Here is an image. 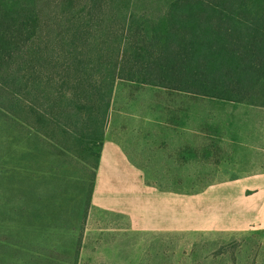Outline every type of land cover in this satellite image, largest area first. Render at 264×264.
Segmentation results:
<instances>
[{"label": "rangeland", "instance_id": "374dc122", "mask_svg": "<svg viewBox=\"0 0 264 264\" xmlns=\"http://www.w3.org/2000/svg\"><path fill=\"white\" fill-rule=\"evenodd\" d=\"M171 1L0 0V264H264V0L206 32ZM115 69L179 89L119 79L101 145L89 76ZM207 81L241 102L184 91ZM122 151L135 170L115 173ZM167 167L166 215H89L97 186Z\"/></svg>", "mask_w": 264, "mask_h": 264}, {"label": "trees", "instance_id": "16d2710c", "mask_svg": "<svg viewBox=\"0 0 264 264\" xmlns=\"http://www.w3.org/2000/svg\"><path fill=\"white\" fill-rule=\"evenodd\" d=\"M238 1L239 0H222L221 1V9L224 10L220 11L217 10L216 7L218 6L217 4H215L213 1L210 0H172L170 2V8L168 9L167 13H168V17L171 18V22L174 24L178 25L182 22H185L184 24L188 25V26H194L197 25L202 26V30H207V26H208V22L212 21V20H217L219 22L223 21V16L225 14L227 20H239L238 15H236L235 13H228L227 10L225 9V7H223V4H229L231 8L237 7L238 6ZM198 6V9L196 8V6ZM237 16V17H236ZM215 17H219L218 19ZM202 19V20H201ZM202 23V24H201ZM209 27V26H208ZM193 30L196 29V27L192 28ZM203 30V31H204ZM206 32V31H204ZM182 35V32H178V30L176 31V33L174 35L171 36L170 38V44L175 46L178 44V40L180 39ZM126 62V59H120L119 57L116 58V63H115V67L118 68V65L120 64L122 67L124 65V63ZM79 63H82V60L79 61ZM79 63H77L79 65ZM91 63H88L86 66H90ZM158 79H152V76H148V75H141V77H137L136 75H130V77H124V75H122V73H118V70L115 69V73L114 75L109 74V73H93L90 74L89 76V81L92 83V85L94 86V88L96 89L97 93H96V102L97 104L100 105V119L102 118V123L100 124V126L98 127V129L100 128V144L102 145L103 143V139L105 136V129H106V123L107 120L109 118L110 115V107H111V103H112V95H113V88H114V84L119 80V79H125V80H129L132 82H137V83H141V84H147V85H154V86H163V87H170V88H175V89H179L177 88L174 83H172V77H169V81L166 83V81L164 80H168L166 79V75H163L161 73H158L155 75ZM171 78V79H170ZM215 80V79H214ZM213 80V82H214ZM216 83V82H215ZM217 84V83H216ZM209 85H212L210 82L207 81V83L203 86L204 88H206V91H202L198 92V91H193L192 89H185L184 91L186 92H195V93H200V94H204L206 96H213V97H219V98H224V99H229V100H233V101H239L242 99H230V98H226V97H220L218 95H215L214 93L208 91L209 90ZM173 86V87H171ZM183 90V89H181ZM29 91V89H28ZM11 101L13 102V104H19L22 101H24V99L21 96L15 95L12 97ZM9 116L10 114H12V111L10 109H7ZM100 155V154H99ZM150 173V172H149ZM172 173H175L174 176H172ZM155 176H152L153 178H155L158 182H153L151 184H154L156 186H158L159 188L163 189V190H172V191H176V192H183L184 193V187H172V186H164V182H168L167 180H171L172 177L175 179H178V182H182V180H180L181 177H179L180 171H171V170H159L156 171ZM192 190L191 192H199L201 190H203L204 188H206L208 186L207 185H191Z\"/></svg>", "mask_w": 264, "mask_h": 264}, {"label": "crops", "instance_id": "0c3cea01", "mask_svg": "<svg viewBox=\"0 0 264 264\" xmlns=\"http://www.w3.org/2000/svg\"><path fill=\"white\" fill-rule=\"evenodd\" d=\"M117 154L115 153V156L112 158L111 171L116 173L135 170L132 166L133 163L127 158V155L124 154L123 151ZM140 170L144 171L145 169L141 168ZM159 170L181 171L178 168L172 169L170 167L166 169L158 168L157 171ZM180 184L181 185L177 187H184L182 183ZM163 185L167 186V184ZM210 185L211 184H208V186ZM167 194L166 191L161 190L158 186L143 180L127 181L114 179L111 185L106 187V189L99 188L98 186L96 187L94 199L100 206L92 203L89 215H114V217L119 220H125L126 218L131 222V225L134 226L137 217H140L139 215H145L144 208L148 209L146 200L142 202L141 199H150L149 208L152 209V212L150 211L149 215H154L153 219L157 220L161 217L162 211L164 212L163 214L166 215V204L163 202V199L165 200ZM137 199L142 203L139 210L136 208Z\"/></svg>", "mask_w": 264, "mask_h": 264}]
</instances>
